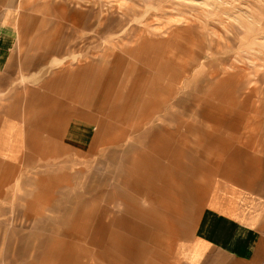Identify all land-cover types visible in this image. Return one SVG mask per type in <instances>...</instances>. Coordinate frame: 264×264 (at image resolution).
<instances>
[{
    "label": "rangeland",
    "instance_id": "374dc122",
    "mask_svg": "<svg viewBox=\"0 0 264 264\" xmlns=\"http://www.w3.org/2000/svg\"><path fill=\"white\" fill-rule=\"evenodd\" d=\"M13 8L14 20L19 19L15 30L20 51L25 40L36 56L44 54L43 39L55 32V40L66 41L61 53L36 59L35 66L21 71V83L27 82L28 72L27 83H43L53 71L84 67L112 52L136 73L148 74L147 79L160 73L163 88L142 94L150 121L133 117L129 123H118L126 131L121 148L82 155L79 149L87 152L97 128L84 122L78 125V139L75 126L69 130L65 154L38 156L34 167L9 177L0 197V264H42L44 250L34 237L66 239L71 230L58 218L79 209L81 196L89 202L85 209H90L92 196L105 197L114 190L125 169L133 174L143 144L149 160L158 159L165 168L179 169L182 164L187 171L194 169L199 186L226 172L231 149L245 151L249 158L264 157V0H14ZM159 129L173 132V140L165 139L170 148L164 154L150 149L156 138L142 137ZM180 142L187 149L179 148ZM125 144L134 150H123ZM220 147L226 150L220 153ZM205 164L212 167L206 169ZM57 174L58 186L50 189L53 195L47 203L28 205L39 187L27 181H47ZM98 183L105 186L97 187ZM23 249L25 253L18 254Z\"/></svg>",
    "mask_w": 264,
    "mask_h": 264
},
{
    "label": "crops",
    "instance_id": "0c3cea01",
    "mask_svg": "<svg viewBox=\"0 0 264 264\" xmlns=\"http://www.w3.org/2000/svg\"><path fill=\"white\" fill-rule=\"evenodd\" d=\"M13 6L14 0H0V197L5 195L9 177L34 167L41 159L38 156L65 154L72 126L75 139L79 124L97 127L87 152L79 149L82 155L121 148L126 131L120 125L133 117L150 121L148 101L142 94L163 88L158 83L160 73L147 79L148 74L136 73L134 67L124 65L121 55L112 52L84 67L53 71L43 83H27L28 72L27 82L21 83L25 75L21 71L35 66L36 59L61 53L66 41L55 40V32L43 39L47 44L44 54L36 56V49L25 40L20 51L15 30L19 19L14 20ZM134 108L138 109L135 113ZM186 127L187 131L192 128ZM163 131H147L142 137L156 138L150 149L164 154L170 148L165 139H172L173 132ZM180 146L186 148L182 142ZM139 148L141 159L134 162L133 174L125 169L114 190L105 197L92 196L90 209H85L89 202L81 196L79 209L58 218L71 230L66 239L34 237L44 250L42 264H264V211L260 210L264 205V157L249 158L245 151L231 149L227 156L232 162L224 165L226 172L199 186L194 169L187 171L182 164L179 169L174 165L165 168L158 159L149 160L148 147ZM123 150L134 147L125 144ZM126 161L121 164L123 172L129 164ZM58 180V174L38 183L28 180L32 187H39L28 205L46 204ZM102 201L112 204L114 211ZM48 219L54 221L51 216Z\"/></svg>",
    "mask_w": 264,
    "mask_h": 264
}]
</instances>
